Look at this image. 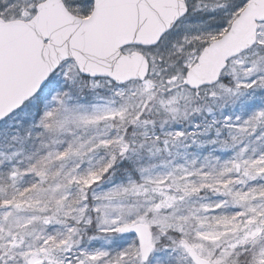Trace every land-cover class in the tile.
<instances>
[{
  "label": "snow or ice",
  "instance_id": "snow-or-ice-1",
  "mask_svg": "<svg viewBox=\"0 0 264 264\" xmlns=\"http://www.w3.org/2000/svg\"><path fill=\"white\" fill-rule=\"evenodd\" d=\"M0 264H264V0H0Z\"/></svg>",
  "mask_w": 264,
  "mask_h": 264
}]
</instances>
